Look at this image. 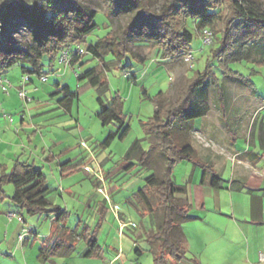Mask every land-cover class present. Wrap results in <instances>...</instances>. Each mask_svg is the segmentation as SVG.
Masks as SVG:
<instances>
[{
  "label": "trees",
  "instance_id": "trees-1",
  "mask_svg": "<svg viewBox=\"0 0 264 264\" xmlns=\"http://www.w3.org/2000/svg\"><path fill=\"white\" fill-rule=\"evenodd\" d=\"M12 2L0 12V77L7 75L15 66L20 67L23 76H29L31 82L33 76L39 79L47 77L48 74L44 73L45 60L48 69L52 70L65 49L75 52L84 47L87 38L99 28L96 22L97 11L74 0ZM112 4L113 9L118 5H125L136 13L122 32L118 35L109 32L105 38L88 46L86 54L75 55L71 62L74 67L84 65L87 63L83 61L85 55L100 62V65L79 74L77 80L98 89V118L103 127L115 125L117 128L102 144L105 148L116 138L123 140L131 128L126 124L123 103L117 97L112 98L109 103L104 100L108 91L104 71L116 66L117 62H121L130 53L129 43L135 35L146 38L141 40L142 43L151 44L165 61L184 58L193 53L194 35L190 30V23L196 26V31H200V34L204 29L210 30L217 43L215 48H211L204 70L180 85L176 102L160 103L153 118L144 125L145 135L155 136L159 142L150 144L149 150H144L143 140L136 139L124 157L125 165L122 168L127 174L137 165L151 171L144 179V186L135 192L130 203L142 217L155 218L156 232L147 239L156 248L154 264H168L169 260L183 261L187 259L186 252L182 242L174 236L180 223L187 218L190 207L180 197L187 193L186 186L176 185L172 180L174 168L180 161H194L193 148L185 139L194 134L195 121L209 112V88L225 90L224 85L219 84L216 69L226 80L239 81L253 87L251 77L255 71L244 75L232 68L231 64L244 61H251L255 65L264 64V11L249 0H164L159 11L152 9L150 0H112ZM16 10L20 11L32 28L34 44L29 49L20 47L13 36L10 13ZM107 55H113L116 60L106 62ZM55 87L63 96L60 103L70 112L78 98L77 93L59 82ZM161 96L162 93L157 95L158 102ZM219 97L225 98L222 92ZM157 147L166 164L161 177L151 164L152 150ZM68 165L62 166L66 168ZM207 174L208 171L204 170L203 176L206 177ZM218 179L215 176L213 185L216 186ZM47 183L43 168L34 163L16 160L10 170L0 171V199L6 196L5 186L12 184V202L28 216L53 217V236L60 239V233L68 230L66 221L70 213L54 203V199L49 196ZM84 230L87 231V228L84 227ZM83 237L87 248L82 256L90 258L97 252V241L95 236L85 235L84 232ZM63 244L69 243L63 238L56 240L53 247H62ZM70 244L74 247V243ZM47 250L46 247L41 250L42 261H46L51 255Z\"/></svg>",
  "mask_w": 264,
  "mask_h": 264
},
{
  "label": "rangeland",
  "instance_id": "rangeland-1",
  "mask_svg": "<svg viewBox=\"0 0 264 264\" xmlns=\"http://www.w3.org/2000/svg\"><path fill=\"white\" fill-rule=\"evenodd\" d=\"M12 1L13 0H0V7L4 5L10 6L13 3ZM74 1H77L84 7L90 10H95L98 13L96 22L99 25V28L87 38L86 44L83 45L85 50L88 46L105 38L109 32H113L115 35H118L123 31L136 13L134 9H127L125 5H118L116 9H113L112 0ZM249 1L257 6L261 11H264V0ZM150 2L154 11H159L164 4V0H150ZM10 17V27L13 31V36L17 39L20 47L29 49L34 44L33 32L29 22L21 16L19 10L11 12ZM189 27L194 35L192 48L195 60L191 65L192 67L187 65L183 58L168 61L162 60L157 49L151 44L142 43L141 40H146V38L137 34L129 43L130 53L123 58L121 62H117L116 66H111L109 70L104 71L108 86V91L104 96V100L106 103H109L112 101V98L117 97L123 103V113L127 118L126 124L130 125L131 128L130 132L123 140L116 138L107 148L103 147L102 144L105 142L110 133L117 131V128L115 125L103 127L98 118V113L100 111L98 103V89L92 87L87 82L80 83L77 80V76L79 74L83 73L87 69L96 67L98 64L100 65V62L93 59L90 55H85L83 57V61L87 63L84 65H76L75 67H60L57 61L55 68L49 70L47 60H45L44 73L48 74L47 82L44 83L38 77L33 76L35 81L34 85H36L39 90L36 93V98L40 101L38 103L40 105L47 103L45 97L50 95L48 93L54 90L57 80H60L63 85L66 84L69 86L71 90L77 91L78 100H76L73 105L71 115L66 114L63 108L58 107L59 105L57 103V99L55 101L53 100L54 102H51V105H49L48 102V105H45L46 110L42 108L40 110L41 115L35 116L38 112H35L32 108L37 104L36 102L26 105V103H24L20 98H13L15 101V107H21L26 111V123L30 127L35 128V126H37V128L42 130V134L38 133L34 142H25V149L23 150H25L26 155L21 157L22 161L30 159L31 162H35L37 167L43 168V171L47 176L48 184L59 187L62 182L59 165L57 162L45 161L42 157V148L45 147L46 151H49V148H53V151H55L57 155L64 151L67 155H65V159H74L76 162L78 160L82 161H80V171L70 175L69 177H64L63 179L66 181L62 183H66V186H68V184H75L72 187L75 188V193L79 196V204L82 203L81 201L85 202L92 197H98L100 201H103V199H105L104 196L95 193L94 181L90 179L92 178L91 175H86L81 168L83 165L91 162L89 153L81 145L82 141L87 142L88 145H90L98 163L102 166L105 176L108 174V191L111 184L118 186L117 188L120 189L119 193L116 194L118 195L116 203H118L119 208L123 211L128 209L129 212L132 210L133 213L131 216L133 219L138 220L137 214L129 206L127 199L129 195L137 192L138 189L144 186V177L148 173L144 168L138 165L132 172L128 174L125 173L122 169L125 165L124 157L136 139L143 140L142 146L146 150L150 148V144H157L159 142L155 136L147 137L145 135L144 125L151 118H153L160 103L174 104L176 102L177 91L180 85H182L187 79L193 77L197 72H202L204 70L207 60L210 58L211 48H215L217 46V43L214 40L213 45L206 48L205 51L201 53L200 31H196V26L193 23H190ZM112 60H116V57L113 55L106 56V62ZM231 67L241 71L245 75H249L255 71L251 77V81L255 84L257 90H259L260 97L264 101V64L255 65L251 61H244L238 64H231ZM60 68H62V70L65 68L69 70L67 77H63L62 73H60V71L58 72V70H61ZM216 73L222 81L223 78L218 69H216ZM20 74L21 69L18 66L13 67L7 74L9 76L8 78L12 77L13 82H15V84H13L10 81L14 86L13 88L21 87L22 75ZM4 78L6 79V77ZM224 85L226 90H247L243 87H239V85L237 86L230 83V81H227ZM29 86L30 85H27L26 89ZM0 91L3 92L1 87ZM159 93H162V96L158 102L156 97ZM247 93L249 94V92ZM4 94L7 95L6 93ZM237 95L234 96L236 103H238V100L242 98L241 95ZM208 105L209 112L204 122H210V124L214 125L218 122L220 113L216 107V94L212 87L208 90ZM50 115L61 123L55 126H50L51 132L47 133V126L40 127L37 124L38 122L35 124L34 121H40L39 123H42L44 118L46 119V117ZM13 117L16 123L17 118L15 116ZM200 124L201 120H196L195 128H200ZM13 125L14 124H12V126ZM187 140L189 142L194 140V146L195 149H197V152L199 151V155H201V146L204 149H208L213 152L218 150V147H215L213 143L205 142L204 137L198 132H194L190 138L185 139V141ZM152 153V162H150L153 166H151L156 174L161 177L166 166L165 161L159 154L158 147L152 150ZM60 157L63 156L60 154ZM153 158L155 161H153ZM13 165L14 161L10 167H13ZM195 167L196 166L193 162L191 163L189 161L177 163L172 175L173 182L176 185L187 186V183L190 182V178H192ZM71 176L72 178L69 179ZM86 176H89V179ZM194 180V182L201 180V175L200 177L195 176ZM133 185H135L134 187L136 189L134 188L133 191L128 190V188ZM5 191L6 196L3 199H0V264H51L50 262L43 263L38 259L40 238L50 233V221L45 220L44 215L28 216L25 212H22L11 201L10 197L14 193V186L12 184H7L5 186ZM192 198L195 199L194 192ZM65 199L69 200V196ZM69 208L72 207L69 206ZM76 210L79 211L78 213L80 215L78 220H91L89 212H83L81 205H78ZM10 213H14L15 217L10 218ZM18 213H21L25 217L26 222L18 221ZM76 213L73 212L70 224L75 222ZM112 224L115 231H117V223L112 220ZM35 227L39 231V236H36V238H33L27 244L26 240L29 236L30 229ZM20 236H23V242L20 241ZM116 241V247L120 249L122 254L124 252V256L120 262L121 264H127L130 262L131 257L134 256V253L131 252L133 241L128 235H123L122 233L119 234L118 231L116 233ZM106 243L108 242H105V244ZM83 248L84 246L80 245L78 250L81 251ZM88 262L93 264L97 263L95 260L79 258L73 259L69 264H88ZM143 262L144 264H152L150 256H145Z\"/></svg>",
  "mask_w": 264,
  "mask_h": 264
},
{
  "label": "crops",
  "instance_id": "crops-1",
  "mask_svg": "<svg viewBox=\"0 0 264 264\" xmlns=\"http://www.w3.org/2000/svg\"><path fill=\"white\" fill-rule=\"evenodd\" d=\"M60 69L58 72L60 71L63 77H67L69 70L67 68ZM20 75L23 76L22 72ZM3 77L15 84L12 77L8 78V75ZM222 78L223 83L219 79V84L224 85L229 81L223 76ZM32 80L28 84L30 86L27 91L33 99L31 103H37L32 108L38 112L35 116L41 115L40 110L45 109V105H51V102L57 99L58 107L63 108L66 114H72V108L76 101L73 103L71 111H66L60 103L63 96L58 93L56 87L48 93L50 95L45 97L46 102L49 103L40 105L39 99L36 98V93L39 90L34 85V79ZM58 82L63 85L60 80L56 81V83ZM230 83L247 90H226L225 85V90H214L220 118L213 125L210 122H204L206 115L199 119L201 120L200 128H195V132L201 134L205 142L213 143L215 147H218V150L213 152L200 145L201 155H199V151L197 152L195 149L194 140L190 142L194 148V161H184L193 162L196 167L193 170L192 178H190V184L185 185L187 193L180 196L186 200L190 209L187 218L180 223V227L174 236L176 240L182 242L187 259L183 261L169 260L168 264H264V261H261V256L264 257V101L261 99L255 84L252 87L239 81H230ZM19 88L11 89L8 96L0 91V171L2 169L10 170L13 161L22 160L21 157L26 155L25 150H23L25 149V142L32 143L37 138L38 133L42 134V130L37 126L33 128L26 123V111L21 107H15L13 98L19 99L17 94ZM72 91L77 93L75 90ZM220 91L225 98L219 97ZM235 95L242 97L238 103L234 98ZM28 104L26 103V105ZM5 115L15 116L17 122L15 123L14 120L12 126ZM34 122L35 124L38 122L40 127L47 126V133L51 132L50 126L61 123L55 120L52 115L44 118L42 123H39L40 121ZM143 149L146 150L144 147ZM63 152L60 153L63 157H60V154L57 155L53 148H49V151H46L45 147L42 148V157L45 161L58 163L62 182L66 181L63 179L64 177H69L80 171V161H82L76 162L74 159H65L67 155L66 152ZM25 161L35 164L30 159ZM182 162L180 161V163ZM64 164L69 165L63 168L62 165ZM204 170L208 171L206 177L203 176ZM146 171L148 173L146 176H148L151 171ZM86 175L88 174L86 173ZM200 175L201 180L194 182V177H200ZM215 176L219 178L216 186L213 185ZM86 177L89 179V176ZM71 178L72 176L69 179ZM90 179L94 181L95 193L99 195L97 181L94 178ZM62 182L59 187L48 183L47 185L50 189L49 196L54 199V203L70 213L66 221L68 230L64 231L65 233H60V239L54 238V219L45 216V220L50 221V233L40 238L38 259L41 262L69 264L73 259L84 258L95 260L96 264H121L120 261L124 252L123 254L120 252L115 241L117 231L120 234L119 223L122 221L133 224L127 226L122 232L123 235H128L133 241L131 252L134 253V256L127 264H144L145 256H150L152 264H154L156 248L147 239L149 235L156 232L155 218L154 216L142 217L141 213L130 203V200L133 201L135 192L129 195L127 201L137 214L138 220L131 216L132 210L129 212L128 209L123 211L120 208L118 219L115 213L110 211L105 199L100 201L98 197H92L85 202L81 201L82 203L79 204V196L75 193V188L72 187L75 184L66 186V183L63 184ZM134 186L129 187L128 190L133 191ZM117 187L114 184L109 186V193L115 203L118 196L116 194L120 191ZM193 192L195 199L192 198ZM67 196H69V200L65 199ZM116 204L119 207L118 203ZM78 205H81L83 212H89L90 221L78 220L80 216L79 211L76 210ZM73 212H77L75 214L76 220L70 224ZM18 215L23 218L22 221L17 218L19 222H26L21 213ZM112 220L117 223V231L114 229ZM84 227L87 228V231L84 230ZM83 232L85 235L95 236L97 241V252L90 258L82 256L87 248ZM38 234L39 231L36 227L30 229L26 243L28 244L33 238L38 237ZM63 238L68 241V245L53 247L56 240ZM105 242H108L106 243L107 246ZM70 243H74V247H71ZM80 245L84 246L81 251L78 250ZM43 247L48 248V253H51L46 261H42L40 258ZM88 264L93 263L88 262Z\"/></svg>",
  "mask_w": 264,
  "mask_h": 264
},
{
  "label": "built area",
  "instance_id": "built-area-1",
  "mask_svg": "<svg viewBox=\"0 0 264 264\" xmlns=\"http://www.w3.org/2000/svg\"><path fill=\"white\" fill-rule=\"evenodd\" d=\"M214 42V35L213 33L208 30V29H204L201 33V37H200V52H204L206 48L210 47L213 45ZM86 54V50L83 47L78 48L77 51L72 52L70 49H65L61 55L59 56L58 59V65L60 67L64 66V67H69L71 66V62L74 58L75 55H83ZM186 62L187 65H192L193 61L195 60V56L194 53H190L186 56H184L183 58ZM192 67V66H191ZM76 73V71H75ZM42 82H46L48 80V78L46 76H42L40 79ZM30 77L29 76H23L22 80H21V87L18 89V96L19 98L24 102V103H31L32 102V97L28 94V91L26 89V86L30 83ZM0 87L1 90L6 93L7 95L10 94V90L14 87L13 84L6 78L4 77H0ZM9 122L13 124L14 122V118L13 116H7L5 115ZM17 130V129H16ZM82 147H84L87 152L89 153L90 157H91V162L89 164H85L83 165L81 168L82 170L91 175L92 178H94L97 183V192L101 195L104 196L105 201L108 203L109 205V209L115 213L116 218L119 219V207L117 206V204L112 200V197L109 194L108 191V183H107V177L105 176V173L103 171L102 166L98 163L96 157L93 154V151L90 147V145H88L87 142L82 141L81 142ZM10 218H14L15 215L14 213H10L9 214ZM17 218L19 220H23V218L18 215ZM129 225H133L132 223H126V222H122L120 221V234L124 231V229L129 226ZM26 232V230H25ZM20 241L23 242L24 238L23 236H20ZM261 261H264V257L261 256Z\"/></svg>",
  "mask_w": 264,
  "mask_h": 264
},
{
  "label": "water",
  "instance_id": "water-1",
  "mask_svg": "<svg viewBox=\"0 0 264 264\" xmlns=\"http://www.w3.org/2000/svg\"><path fill=\"white\" fill-rule=\"evenodd\" d=\"M8 5H4V6H2V7H0V12L5 8V7H7Z\"/></svg>",
  "mask_w": 264,
  "mask_h": 264
}]
</instances>
